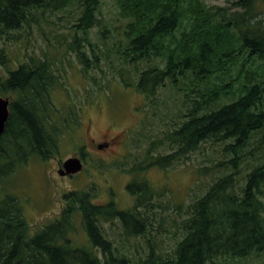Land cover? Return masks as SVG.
I'll return each mask as SVG.
<instances>
[{
  "label": "trees",
  "instance_id": "obj_1",
  "mask_svg": "<svg viewBox=\"0 0 264 264\" xmlns=\"http://www.w3.org/2000/svg\"><path fill=\"white\" fill-rule=\"evenodd\" d=\"M114 1L128 21L123 37L114 43L121 66L113 69L124 85L153 104L170 87L183 97L180 116L151 139L145 161L132 170L166 171L185 164L208 141L234 156L203 170L202 175L216 172V176L206 193L189 205L172 208L162 202L165 194L147 180L127 186L135 199L127 210L114 202L94 204L90 191H74L65 195L59 218L35 235L18 199L5 195L0 198V264H211L221 257L261 255L264 24L257 10L264 0H236L226 7H210L203 0ZM101 5L102 0H0V95L16 97L0 137V165L20 146L28 152L14 161L16 165L34 153L49 159L59 143L57 127L45 108L54 83L60 82L55 61L45 54L28 56L15 65L8 45L47 15L77 12L70 50L86 71L99 69L107 54L91 42L90 32L98 28L106 43L110 30L99 17ZM248 147L252 149L243 154ZM11 165L0 171V185L13 172ZM171 209L174 218L168 215ZM78 217L91 248L72 243ZM116 222L127 238L146 241L145 257L133 259L121 253L107 238L105 225ZM166 233L177 241L168 252L161 251L156 241Z\"/></svg>",
  "mask_w": 264,
  "mask_h": 264
},
{
  "label": "rangeland",
  "instance_id": "obj_2",
  "mask_svg": "<svg viewBox=\"0 0 264 264\" xmlns=\"http://www.w3.org/2000/svg\"><path fill=\"white\" fill-rule=\"evenodd\" d=\"M203 1L210 7H226L236 0ZM257 13L264 24V3L258 7ZM71 15L67 12L47 15L40 25L22 31L18 41L8 45L15 65L28 56L42 57L45 54L55 61V74L60 82L54 83L50 103L45 108L51 123L57 127L59 143L52 149L51 158L45 159L34 153L18 165L16 162L28 151L20 146L12 152L10 159L0 165V171L7 170L11 164L9 169L12 166L14 169L0 185V198L11 195L18 199L31 235H35L59 218L66 204L65 195L74 191H90L94 204L114 202L120 210L134 205L135 199L127 191V186L134 181L147 180L155 191L165 194L162 202L172 208L180 204L189 205L203 196L216 176V172L202 175L206 173L203 170L212 168L223 159L228 161L234 153H226L222 145L208 141L191 154L185 164L166 171L159 167L146 172L132 170L145 161L151 139L168 130L180 116L182 94L171 87L163 89L156 104H153L133 87L124 85L113 69V66H121L114 54V43L123 37L128 21L121 17L114 0H102L100 8L99 17L110 30L106 43L98 28L90 32L91 42L98 44L107 54L102 58L99 69L86 71L71 52L69 44L75 33L72 26L78 13ZM82 35L80 33L83 38ZM14 67L12 65L11 68ZM129 71L133 76L134 70L130 68ZM9 98L12 101L16 97L10 95ZM96 144L102 145V148ZM251 149L248 147L243 154ZM160 151L164 153V149ZM82 154L85 155V165L80 173L66 177L59 175L63 162ZM256 157L260 156L248 158ZM168 215L176 217L172 209ZM76 225V231L71 236L73 245L91 248L79 217ZM166 227L173 232L171 223H167ZM105 230L107 238L121 253L133 259L148 254L146 241L127 238L119 222L106 224ZM156 241L164 252L171 251L177 242L171 233L159 236ZM211 264H264V253L246 259L221 257Z\"/></svg>",
  "mask_w": 264,
  "mask_h": 264
},
{
  "label": "water",
  "instance_id": "obj_3",
  "mask_svg": "<svg viewBox=\"0 0 264 264\" xmlns=\"http://www.w3.org/2000/svg\"><path fill=\"white\" fill-rule=\"evenodd\" d=\"M10 118V99H6L0 95V137L6 131V125ZM84 168V163L81 159L69 158L63 162L62 168L59 170V175L62 177L72 176L80 173Z\"/></svg>",
  "mask_w": 264,
  "mask_h": 264
},
{
  "label": "flooded vegetation",
  "instance_id": "obj_4",
  "mask_svg": "<svg viewBox=\"0 0 264 264\" xmlns=\"http://www.w3.org/2000/svg\"><path fill=\"white\" fill-rule=\"evenodd\" d=\"M82 139H85V138L82 137ZM105 145L108 146V142H105ZM96 146H97L98 148H102V145H100V144H96ZM78 158H80V159L83 161L84 165H85V155H83V154H82V155H79Z\"/></svg>",
  "mask_w": 264,
  "mask_h": 264
},
{
  "label": "bare ground",
  "instance_id": "obj_5",
  "mask_svg": "<svg viewBox=\"0 0 264 264\" xmlns=\"http://www.w3.org/2000/svg\"><path fill=\"white\" fill-rule=\"evenodd\" d=\"M4 135V134H3ZM2 137V136H1Z\"/></svg>",
  "mask_w": 264,
  "mask_h": 264
}]
</instances>
